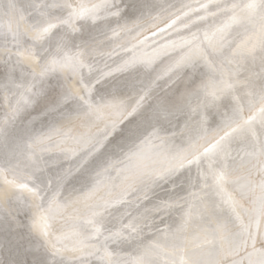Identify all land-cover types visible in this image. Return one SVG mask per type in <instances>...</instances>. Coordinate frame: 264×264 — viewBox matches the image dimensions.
<instances>
[{
	"label": "bare ground",
	"instance_id": "bare-ground-1",
	"mask_svg": "<svg viewBox=\"0 0 264 264\" xmlns=\"http://www.w3.org/2000/svg\"><path fill=\"white\" fill-rule=\"evenodd\" d=\"M0 76V264H264V0H0Z\"/></svg>",
	"mask_w": 264,
	"mask_h": 264
},
{
	"label": "rangeland",
	"instance_id": "rangeland-1",
	"mask_svg": "<svg viewBox=\"0 0 264 264\" xmlns=\"http://www.w3.org/2000/svg\"><path fill=\"white\" fill-rule=\"evenodd\" d=\"M1 77V76H0ZM191 92L193 93L194 91H192L191 90ZM184 98L186 97V96H183ZM187 98V97H186ZM183 102V100H180L179 102H178V104H180V103H182ZM39 114H43V113H39ZM39 114H37V116L36 117H34V118H37L38 116H39ZM25 120V119H24ZM28 120H32V117H30V118H28ZM27 122V121H26ZM22 124V122L21 123H19L18 124V127L20 126Z\"/></svg>",
	"mask_w": 264,
	"mask_h": 264
}]
</instances>
